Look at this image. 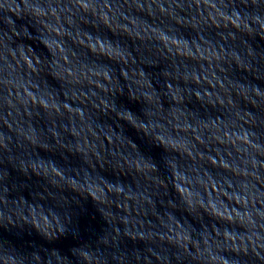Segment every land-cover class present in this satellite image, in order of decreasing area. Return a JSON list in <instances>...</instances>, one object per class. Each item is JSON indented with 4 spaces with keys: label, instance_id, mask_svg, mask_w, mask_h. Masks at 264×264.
I'll list each match as a JSON object with an SVG mask.
<instances>
[{
    "label": "clouds",
    "instance_id": "9594fccd",
    "mask_svg": "<svg viewBox=\"0 0 264 264\" xmlns=\"http://www.w3.org/2000/svg\"><path fill=\"white\" fill-rule=\"evenodd\" d=\"M0 264H264V0H0Z\"/></svg>",
    "mask_w": 264,
    "mask_h": 264
}]
</instances>
